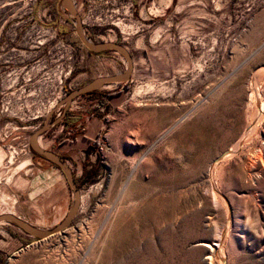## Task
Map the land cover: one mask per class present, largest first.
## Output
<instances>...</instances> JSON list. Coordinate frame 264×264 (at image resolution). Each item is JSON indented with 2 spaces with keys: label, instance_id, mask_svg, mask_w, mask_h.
<instances>
[{
  "label": "rangeland",
  "instance_id": "obj_1",
  "mask_svg": "<svg viewBox=\"0 0 264 264\" xmlns=\"http://www.w3.org/2000/svg\"><path fill=\"white\" fill-rule=\"evenodd\" d=\"M75 2L90 40L128 48L130 79L104 88L115 104L86 107L100 129L70 226L39 238L0 223V264H208L202 243L211 264H264V0ZM75 21L64 0H0V214L44 229L74 192L50 198L63 171L31 134L70 91L126 68Z\"/></svg>",
  "mask_w": 264,
  "mask_h": 264
},
{
  "label": "water",
  "instance_id": "obj_2",
  "mask_svg": "<svg viewBox=\"0 0 264 264\" xmlns=\"http://www.w3.org/2000/svg\"><path fill=\"white\" fill-rule=\"evenodd\" d=\"M64 3L70 13L75 17V31L79 36L82 43L87 47L88 50L93 52H100L106 49H116L125 58L126 68L123 72L116 73L113 75H104L98 76L91 81L87 82L85 85L80 86L72 91H70L67 96L62 99L57 105L51 109L46 116L44 123L37 128L30 137V144L34 152L41 154L42 156L50 159L54 162L58 167L61 168L63 173L65 174L67 181L74 192V201L69 210L67 216L58 224L51 228H40L37 225L29 222L28 220L22 218L13 212H6L0 214V221H11L17 223L20 227H22L25 231L30 233L31 235L39 238H47L52 236L55 233L64 231L67 229L74 217L76 216L80 204H81V191L78 188L76 177L74 175V171L68 161L57 152L45 148L43 145H40L37 142V138L46 133L52 126L59 123L63 117L66 115L68 109L70 108L74 99L86 92L92 91L94 89L102 88L106 85H116L118 83L127 82L130 79V75L132 72L133 61L132 55L128 48L117 41H92L90 40L84 30V22L81 13L79 12L75 0H64ZM101 82V84H99ZM62 107V111L52 119V115Z\"/></svg>",
  "mask_w": 264,
  "mask_h": 264
},
{
  "label": "crops",
  "instance_id": "obj_3",
  "mask_svg": "<svg viewBox=\"0 0 264 264\" xmlns=\"http://www.w3.org/2000/svg\"><path fill=\"white\" fill-rule=\"evenodd\" d=\"M126 83L127 82H122L118 84L122 87L125 86ZM108 86L109 85H106L102 88L94 89L77 96L73 104H71L72 106L63 117L61 123L55 124L46 133H44L43 137H45L47 141L45 148L57 152L70 162L76 177L79 174H82L85 167H87L85 165V159L87 157H92L90 144L97 139V134L100 129V121L98 120V117L92 111L86 110V107L88 104L89 107L97 106V103L101 98H105L108 105L112 103L115 104L118 100V96L120 95L121 90L115 92L105 90L104 88ZM78 103H80V105ZM72 121H75L81 131L75 137H62L61 135L63 132L70 133V125L74 123ZM43 159L47 164V167L53 165L50 159L46 157H43ZM51 172L55 174L57 181L55 185L53 184V190L56 189L53 192L54 197L50 198L54 200L60 199L57 197L62 196L65 192H67V179L63 173H59L57 168H51Z\"/></svg>",
  "mask_w": 264,
  "mask_h": 264
},
{
  "label": "bare ground",
  "instance_id": "obj_4",
  "mask_svg": "<svg viewBox=\"0 0 264 264\" xmlns=\"http://www.w3.org/2000/svg\"><path fill=\"white\" fill-rule=\"evenodd\" d=\"M99 84H101V82H99ZM260 99V98H259ZM245 138V137H244ZM41 139H40V137H38L37 138V142L40 144V145H42V143H41V141H40ZM238 143H240V142H238ZM240 145V144H239ZM236 147H237V145H236ZM235 149V148H234ZM234 153V152H233ZM2 222H4L3 220L2 221H0V223H2ZM203 244V246L204 247H206V248H208V249H210V255L208 256V257H206V260H208L207 262H208V264H211V258L213 257H211V252L214 250V248H213V246H212V244H209V243H202ZM212 254H214V253H212Z\"/></svg>",
  "mask_w": 264,
  "mask_h": 264
},
{
  "label": "trees",
  "instance_id": "obj_5",
  "mask_svg": "<svg viewBox=\"0 0 264 264\" xmlns=\"http://www.w3.org/2000/svg\"><path fill=\"white\" fill-rule=\"evenodd\" d=\"M36 153V152H35ZM38 154V153H37ZM56 165V164H55ZM57 166V165H56ZM58 167V166H57Z\"/></svg>",
  "mask_w": 264,
  "mask_h": 264
}]
</instances>
